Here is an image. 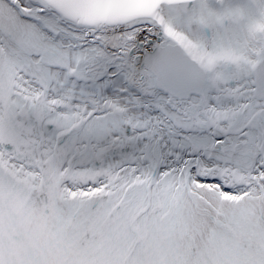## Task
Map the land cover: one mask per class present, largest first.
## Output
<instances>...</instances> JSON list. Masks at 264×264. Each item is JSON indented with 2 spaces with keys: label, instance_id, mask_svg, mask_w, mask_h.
<instances>
[{
  "label": "snow or ice",
  "instance_id": "1",
  "mask_svg": "<svg viewBox=\"0 0 264 264\" xmlns=\"http://www.w3.org/2000/svg\"><path fill=\"white\" fill-rule=\"evenodd\" d=\"M0 264H264V0H0Z\"/></svg>",
  "mask_w": 264,
  "mask_h": 264
},
{
  "label": "bare ground",
  "instance_id": "2",
  "mask_svg": "<svg viewBox=\"0 0 264 264\" xmlns=\"http://www.w3.org/2000/svg\"><path fill=\"white\" fill-rule=\"evenodd\" d=\"M227 2L230 3L232 6L244 7L246 6L248 0H227Z\"/></svg>",
  "mask_w": 264,
  "mask_h": 264
}]
</instances>
